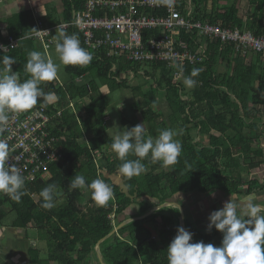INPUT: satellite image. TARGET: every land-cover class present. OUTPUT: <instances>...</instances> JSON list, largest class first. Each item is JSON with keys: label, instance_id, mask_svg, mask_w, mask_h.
Instances as JSON below:
<instances>
[{"label": "trees", "instance_id": "obj_1", "mask_svg": "<svg viewBox=\"0 0 264 264\" xmlns=\"http://www.w3.org/2000/svg\"><path fill=\"white\" fill-rule=\"evenodd\" d=\"M247 1L249 10L240 16L239 0H192L200 20L227 29L245 28L255 36H263L264 0ZM61 4L62 16L57 19L49 15V25L71 23L73 13L83 9V0H61ZM6 22L10 35L19 39V44L0 61V105L33 102L45 105L52 113L63 111L55 131L63 159L51 166L50 179L25 185L9 200L8 209L0 211V222L14 213L11 227L25 230L26 237L32 241L37 238L44 245L42 252L28 246L22 261L91 264L97 242L113 229L108 214L115 206L117 221L132 202L114 182L113 176L118 173L129 194L137 193V199L142 200L139 216L148 211L149 200L162 204L177 193H206L214 189L238 193L241 164L247 166L244 165L249 180L247 192L253 186L264 189V184L257 185L250 179V170L264 163L263 152L251 150L259 132L253 122L264 114V61L259 55L251 56L247 62V57L232 56L231 45L221 48L219 41L212 40L208 43L207 59L185 68L184 79L192 83V89L185 91L164 63L142 67L106 55L95 59L77 54L82 37L69 27L57 34L52 45L68 50L69 63L64 67L67 79L60 84L40 44L27 38L36 31L30 13L15 14ZM140 68L144 75L139 85L131 86L121 78L127 70L137 72ZM145 82L148 89L144 92L141 86ZM103 87L108 92L118 88L139 94L143 101H134L129 111L132 115L141 114L149 127L147 131L139 130L135 118H121L123 126L131 124L135 128L136 136L129 139V151L115 158L107 154L115 148V140L107 133L105 117L110 105L101 92ZM158 95L166 104V119L156 111ZM51 96L55 101H49ZM70 102L83 116L76 117L65 109ZM166 125L168 133H175L173 137L167 143L155 140L156 135L165 134ZM190 128L197 130L200 137L207 136V142H196ZM95 156L103 158L99 164L103 169L97 168ZM80 185L89 191L85 208L79 204L83 196ZM145 223L161 225L157 240L150 238ZM249 228L246 220L228 237H221L219 228L205 233L189 232L200 246L208 247L217 238L221 248L234 257L235 251L245 247ZM29 231L33 237L27 235ZM180 236L186 239L179 223L160 213L151 214L120 228L100 244V252L104 264H229L222 254L210 251L196 250L186 255L177 242ZM246 260V264H264L262 235L250 242Z\"/></svg>", "mask_w": 264, "mask_h": 264}, {"label": "built area", "instance_id": "obj_2", "mask_svg": "<svg viewBox=\"0 0 264 264\" xmlns=\"http://www.w3.org/2000/svg\"><path fill=\"white\" fill-rule=\"evenodd\" d=\"M34 24L36 31L27 38L40 44L50 66L49 49L57 34L69 27L82 37L77 54L95 59L106 55L142 67L164 63L179 83L187 66L194 67L207 59L208 43L212 40L219 41L221 48L231 45L233 57L259 55L264 61V35L202 21L194 13L192 0H83V9L73 13L71 23L49 25L46 17L37 14ZM7 30L0 29V61L19 44V39ZM115 67L112 66L113 71ZM141 75L142 68L137 72L127 70L121 78L129 82ZM65 109L76 117L83 116L72 102ZM62 112L60 109L52 113L45 105L33 102L0 105V211L8 209L9 200L25 185L50 179L51 166L63 159L61 141L55 134ZM96 157L97 168L103 169ZM115 208L107 216L113 228ZM160 228L154 225L148 229L152 240H157Z\"/></svg>", "mask_w": 264, "mask_h": 264}, {"label": "crops", "instance_id": "obj_3", "mask_svg": "<svg viewBox=\"0 0 264 264\" xmlns=\"http://www.w3.org/2000/svg\"><path fill=\"white\" fill-rule=\"evenodd\" d=\"M62 9L63 8L60 0H0V29L1 31L8 29L6 21L11 16L18 13L29 12L32 21L34 22V16L37 14L39 16H44L47 19L48 16L52 14L58 19L62 16ZM238 9L239 13H246L249 10L248 1L239 0ZM244 9H246V11ZM258 117L260 118L255 119L253 123L258 126L259 132L258 136H256L255 140L251 144V150L254 152L260 149L264 154V114L258 115ZM245 132L247 133L246 130ZM244 165L245 164H241V181L238 193L231 194L224 191L223 189H214L206 193H177L165 202L166 206L153 214L160 213L166 217H170L174 223H179L182 230L184 228L187 232H189L190 229L193 233L195 232V234L198 231L200 233H205L209 230L219 228L221 230V237H228L239 230L242 225L245 224L246 220H248L250 224L248 234L251 235V219H254L258 230L257 236L262 235L264 237V189L259 190L258 187L253 186L251 192H247L249 188V180L245 173L247 166L245 165V167ZM250 172V179L256 181L257 185L264 184V163L257 168L251 169ZM141 201V199L132 201L126 210L118 215L116 225L117 222L122 223L123 221H128L131 218L139 216V203ZM149 201L151 205L145 214H147L152 209V207L159 204L155 200ZM181 219H183L182 224L180 222ZM154 225L155 224L145 223L144 227L150 229V227ZM185 237L186 239H184L182 236L177 237V242L183 247V253L186 255H191L197 249L188 243L187 235ZM195 240L193 239L194 242ZM7 241V245L12 249L10 248V250H8V247H6L7 245H0V264H27L28 261H22V257L24 254L23 251L28 247V243H26V241L24 242L22 238L18 239V237L16 239H8ZM29 241H31L32 244L34 243L32 240ZM202 246L206 247L205 245ZM208 247L214 249L210 252L217 255L222 254L220 251L222 248L217 238H214ZM235 252L236 253L234 257H232L231 253L226 252L232 260V263H230L227 257L222 254L223 260H225V262L227 261L229 264H246L244 261V248L243 250L240 249ZM177 253L179 252L177 251ZM197 257L198 256L196 255V258ZM93 259H95V262H92L94 261ZM91 262L92 264H100L95 251L92 254Z\"/></svg>", "mask_w": 264, "mask_h": 264}, {"label": "rangeland", "instance_id": "obj_4", "mask_svg": "<svg viewBox=\"0 0 264 264\" xmlns=\"http://www.w3.org/2000/svg\"><path fill=\"white\" fill-rule=\"evenodd\" d=\"M61 1V0H60ZM245 8V6H244ZM243 9V8H242ZM241 9V10H242ZM240 10V11H241ZM246 11V9H244ZM241 16H243L245 14V12L239 13ZM253 56V55H252ZM47 58V56H46ZM68 50H66L65 48H58L56 46H51L49 49V59L51 62V66H52V71L55 75V77H57L58 82L60 84H63V82H65V80L67 79L66 74L64 73V67L66 64H68ZM250 56L247 57L246 61L248 62L250 60ZM35 65V64H34ZM36 66V65H35ZM225 69V68H224ZM220 70H223L220 68ZM141 78H136L134 81H129V84L131 86H137L139 85L142 81ZM181 83L184 87L185 91L191 90L192 89V83L189 82L186 79L181 80ZM142 85V84H141ZM142 91H147L148 89V83L145 82L144 85L141 86ZM101 92L103 95H105L109 105H110V109L108 110L106 117H105V123L107 125V133L108 136H110L111 138H113L115 140V148L113 150H110L109 152H107V154L112 157L115 158L123 153H127L128 150V142L129 139H131L132 137L136 136V130L135 128L129 124L127 126H123L121 123V118H126L129 120H132L135 118V120L138 122L137 126L139 127V130H143V131H147L149 130L148 124L147 122L144 120V117L141 116V114L136 113L135 115H132L129 111V107L130 105L133 104L134 101H138V103H141L143 101V98L138 94L130 91V89H116L112 92H108L106 88H102ZM49 101H55V97L51 96L49 98ZM155 101L157 102V109L156 111L158 113H161V115H163L164 119L167 118L168 115V110L166 108V104L164 102V99L161 98V96H156L155 97ZM169 125H166L165 127V134L161 135L158 134L156 135V137L154 138L155 140H163L165 143H167L175 133L173 132H169ZM192 129L190 131L191 135L194 136L195 141L198 143H206L207 142V137L206 136H198L197 135V130H195L194 128H190ZM149 132V131H148ZM168 133V134H167ZM160 135V136H159ZM86 138H88V136H86ZM97 163L101 165V162L103 161V158L101 156H97ZM120 173H118L119 175ZM114 178V182L115 183H119L121 181V174L117 177V176H113ZM81 188V192L83 194L82 199L80 200L79 204L85 208L87 202L89 201V191L87 189L84 188L83 185H80ZM62 202V200H60L56 205H59ZM15 216L14 213H9V215L6 217V219H4L2 222H0V245L1 246H6L8 244V239L11 238H22V240L26 243H28V246H31L33 248H38L40 250V252L45 251V249L43 248L44 245L38 243L36 240L37 238H33V241H35L33 244L31 241L32 238H28L26 237V231L23 229H13L11 227V223L14 220ZM210 231V230H209ZM207 231V232H209ZM30 234V237L32 236V231L27 232ZM14 240V239H12ZM8 247V250H10V246H6ZM12 249V248H11ZM13 254V253H12ZM41 255L43 256V254L41 253ZM95 262V259H93ZM91 262V264H92Z\"/></svg>", "mask_w": 264, "mask_h": 264}, {"label": "water", "instance_id": "obj_5", "mask_svg": "<svg viewBox=\"0 0 264 264\" xmlns=\"http://www.w3.org/2000/svg\"><path fill=\"white\" fill-rule=\"evenodd\" d=\"M118 187H119L120 192H121L123 195H125L130 201L137 200V193H133L132 195H130L127 186H126L122 181H120V182L118 183ZM164 206H166L165 203L158 204V205L152 207V209H151L147 214H145V215H141V216H137V217H135V218H131V219H129L128 221H123L122 223H120L119 225H117L115 228H113V229L111 230V232H110L107 236H105L103 239L99 240V241L97 242L96 246H95V249H94L95 253L97 254V258H98L99 263H100V264H104L103 259H102V256H101V252H100V244H101L102 242H104L105 240H107V239L111 238L113 235H115L116 232H117L120 228L126 226L127 224H129V223H131V222H135V221L142 220V219H144V218L150 216L151 214L157 212L158 210H160V209L163 208ZM180 209H181V208H180ZM181 216H182V214H181ZM180 222H181V224H182L183 219H181ZM251 225H252V233H251V235L247 238V241H246V244H245V247H244V261H245V263L247 262L246 257H247V253H248L249 243H250L252 240H254V239L257 237V234H258V230H257L256 223H255L254 219H251ZM183 231H184L185 234L187 235L188 243H190L192 246H194L197 250H200V251H212V250H214V249H212V248H210V247H203V246H200V245L196 244V243L193 241V239H192L190 233L187 232L184 228H183ZM218 249H219V248H218ZM220 251H221V253H222L225 257H227L228 261H229L230 263H232V260L230 259L229 255H228L223 249H221Z\"/></svg>", "mask_w": 264, "mask_h": 264}]
</instances>
